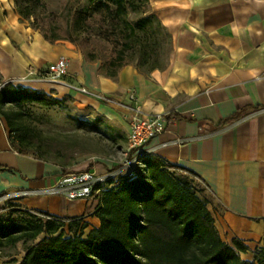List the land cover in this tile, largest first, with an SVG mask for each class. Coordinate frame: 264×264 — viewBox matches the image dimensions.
I'll return each instance as SVG.
<instances>
[{
	"label": "crops",
	"instance_id": "crops-1",
	"mask_svg": "<svg viewBox=\"0 0 264 264\" xmlns=\"http://www.w3.org/2000/svg\"><path fill=\"white\" fill-rule=\"evenodd\" d=\"M150 5L167 28H177L173 58L149 72L129 64L113 78L100 74L101 61L86 59L73 43L47 40L21 18L14 0H0V77L4 83L91 105L118 120L127 140L128 104L147 113H167V128L146 148L197 174L216 202L213 206L209 199L208 208L221 236L229 243L235 237L242 240L249 250L241 255L252 259L264 244V4L150 0ZM62 56L69 59L63 79L53 82L39 75ZM130 94L135 95L133 103ZM9 135L2 117L0 197L58 217L82 216L85 233L98 228L96 205L45 191L59 175L73 170L17 152ZM88 169L104 172L105 166Z\"/></svg>",
	"mask_w": 264,
	"mask_h": 264
},
{
	"label": "trees",
	"instance_id": "trees-1",
	"mask_svg": "<svg viewBox=\"0 0 264 264\" xmlns=\"http://www.w3.org/2000/svg\"><path fill=\"white\" fill-rule=\"evenodd\" d=\"M145 3L150 5V0H88V10H75V30H81L93 15L103 31L122 33L111 39L117 45L109 58L101 61L100 74L116 77L124 66L133 64L135 56H139L136 66L141 71L165 67L159 60L160 39L144 37L143 41L140 33L152 29L155 22L166 31L167 27L153 10L137 18L127 17L130 10L137 11ZM18 12L24 18L33 14L19 6ZM43 35L52 43L57 40ZM65 39L76 44L86 59L101 60L86 39ZM145 64L149 65L147 70L142 69ZM0 85V114L10 128L12 147L47 161L35 154L25 137L12 136L19 129L5 106H54L64 99L43 90L4 83L1 77ZM133 151L128 152L129 159ZM183 175L197 177L192 170L160 156H142L131 173L121 175L117 185L100 192L94 212L101 224L88 233L82 216L58 217L12 202V208L4 212L0 207V246L37 240L27 246L18 264H264V244L253 251L252 259H246L241 254L249 248L242 240L235 237L229 243L223 239L208 208L209 199L201 197Z\"/></svg>",
	"mask_w": 264,
	"mask_h": 264
},
{
	"label": "rangeland",
	"instance_id": "rangeland-1",
	"mask_svg": "<svg viewBox=\"0 0 264 264\" xmlns=\"http://www.w3.org/2000/svg\"><path fill=\"white\" fill-rule=\"evenodd\" d=\"M244 1L264 4V0ZM14 3L17 12L18 6L25 10H32L33 14L29 18H24L18 13L34 29L46 33L50 38H57L56 43L70 42L65 39L66 37H73L79 42H82V38L86 39L101 58L100 61L107 60L113 46L117 45V42L115 43L111 39L122 35L118 30L103 31L102 25L93 18V15L81 30H75L73 26L74 12L81 8L88 10V0H40V2L14 0ZM144 10L147 12L144 13ZM152 10L153 8L145 3L139 5L137 11L130 10L127 17L128 19L137 18ZM167 31L170 34L168 38L166 37ZM167 31L155 22L152 29L146 33H140V40L143 41L148 38H151V41L156 38L160 39L162 44L159 55L161 66H166L169 59L173 58L178 41L176 27H168ZM144 37L147 38L144 39ZM74 45L80 50L76 44ZM133 61L132 65L137 67L139 56H135ZM148 66L145 64L142 69L147 70ZM61 99H64L62 104L54 106H43L37 103L21 107L6 105L5 109L11 113L19 129L12 133V136L25 137L29 147L35 151L36 155H42L47 161L60 164L67 170L82 171L99 164V166H105V171H112L117 167H123L128 163L127 161H131L128 158L127 132L125 134V129L118 120L101 114L91 105L78 104L76 99L71 96L66 95ZM109 166L113 168L110 169ZM132 166L127 167L124 173H131ZM183 177L190 181L191 185L199 191L198 194L201 197H207L215 206L216 202L200 181L195 177L185 175ZM12 202L10 198L0 197V207H3L1 212H4L7 207L8 209L12 208L10 206ZM93 205H96V201H91V207ZM35 241L21 240L15 245L0 246V264H18L22 260L27 246Z\"/></svg>",
	"mask_w": 264,
	"mask_h": 264
},
{
	"label": "built area",
	"instance_id": "built-area-1",
	"mask_svg": "<svg viewBox=\"0 0 264 264\" xmlns=\"http://www.w3.org/2000/svg\"><path fill=\"white\" fill-rule=\"evenodd\" d=\"M69 68V59L60 57L55 62L48 65L46 74H39L42 78L56 82L63 79ZM30 74L35 72L31 70ZM12 81H8L9 83ZM13 83V82H12ZM2 86V85H1ZM0 86V87H1ZM84 93H91L90 89L84 86H75ZM105 101H113L110 97L102 96L98 93H93ZM132 103L135 100V95H129ZM130 113V131L128 134L129 151L134 150L133 158L127 161L123 167L112 171L98 172L93 169L82 171H70L59 175L54 183L45 189L46 192L59 194L69 201H77L86 199L89 202L96 201L101 191L111 188L119 183V179L124 174L127 167L139 163V159L147 154H151V150L146 148V145L157 134L163 132L168 126L167 113H147L143 111L138 104H128L126 106ZM2 115L0 114V119ZM3 199H8L10 196H2Z\"/></svg>",
	"mask_w": 264,
	"mask_h": 264
},
{
	"label": "water",
	"instance_id": "water-1",
	"mask_svg": "<svg viewBox=\"0 0 264 264\" xmlns=\"http://www.w3.org/2000/svg\"><path fill=\"white\" fill-rule=\"evenodd\" d=\"M1 88V87H0Z\"/></svg>",
	"mask_w": 264,
	"mask_h": 264
}]
</instances>
